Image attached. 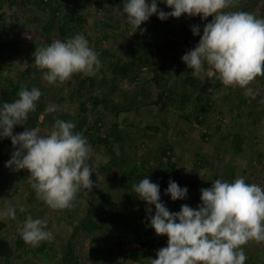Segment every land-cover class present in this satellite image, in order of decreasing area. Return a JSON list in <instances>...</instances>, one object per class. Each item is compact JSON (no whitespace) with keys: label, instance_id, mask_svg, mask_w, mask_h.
<instances>
[{"label":"trees","instance_id":"obj_1","mask_svg":"<svg viewBox=\"0 0 264 264\" xmlns=\"http://www.w3.org/2000/svg\"><path fill=\"white\" fill-rule=\"evenodd\" d=\"M105 2L107 6L103 5ZM90 5L104 11L102 17L94 16L92 23V12L88 10ZM236 5V11L264 17L261 0H242ZM197 16H188V25L175 40L171 35L176 31L179 19L171 24L169 19L161 20L153 14L136 30L130 26L134 37L128 38L130 41L121 46L122 50L126 49L124 54L116 55L112 48L92 47V44H97L89 33V27L94 24L98 30L104 29L101 36L104 39L126 31L123 26L128 22L122 0H0V104L17 99L22 88L37 87L42 93L35 110L29 112L23 125L14 126L13 134L25 128L38 127L40 134L45 135L56 119L74 122V131L87 138L91 151L102 149L108 156V160L99 161L98 166L102 173L115 174L114 185L120 189L114 203L113 193L105 191L99 208L89 210L84 219L72 225L71 235L60 247L42 241L35 249H28L29 244L24 242L19 231L14 241L4 234L9 223L0 219V264H43L26 254L47 260L48 264H85L89 259L93 264H117L114 255L122 258L118 264H125L130 256H136L143 264H150V259L156 258L157 250L167 245L168 236L157 234L151 227L147 212L149 205L132 191L133 183L150 178L160 185L161 201L168 209L179 211L182 204L196 208L201 203L200 190L210 187L213 180L231 182L238 177L235 161L243 152L248 138L241 127L226 134V128L220 122L213 129L214 135L205 131L203 140L212 144L214 154L211 157L208 151L194 152L188 169L181 163L175 144L166 138L172 121L177 123L182 119L197 128L210 127L212 116L221 107L215 99L216 88L224 90L225 100L227 103L231 101L232 111L239 116L245 111L251 117L261 119V109L264 111L263 95L249 96L238 89L235 90L237 97L230 99L232 92L229 86L216 79L215 70L211 75L194 74L181 60L186 51L195 47L191 26L200 25ZM34 31H41V35L46 36L41 45L22 44ZM109 31L112 34L109 35ZM189 33L191 35L187 36ZM75 34L86 37L89 46L98 54L100 67L91 75L74 73L67 80L69 91L64 90L53 103L57 106L56 111L46 112V106L51 103L48 90L41 88L44 70L34 64L32 54L36 47H45L57 39L66 40ZM258 78L264 80V74ZM155 84L158 86L157 99L153 98L151 89ZM74 103L76 108L69 107ZM154 105L157 106L156 115L151 124L142 129V136L148 131L147 137L157 142L150 153L141 154L135 135L129 130L136 123L133 113ZM66 106L71 110H64ZM192 116L196 122L192 121ZM233 122H237L236 117ZM43 131L46 132L43 134ZM159 131L163 140L158 135ZM227 142L229 149L225 151H231L229 153L221 148ZM196 149H202V146L197 145ZM13 151L10 138L0 139V186L4 183V175L13 178L18 173H29L27 169L13 171L5 166ZM254 153L257 155L256 163L264 164V151L256 148ZM222 155L226 158L223 159ZM90 161L96 162L93 156ZM207 169L212 173L201 175V171ZM93 176L90 179L94 184L97 177ZM170 178L182 187L187 186L184 199L173 201L170 195L165 194ZM29 189V200L34 203L39 198L32 186ZM88 191L81 189L75 199L87 197ZM40 203L44 204L43 200ZM44 207L33 215V219L45 214L47 208ZM151 208V214H154L155 206L151 205ZM24 214L23 217L16 214L12 222L17 218L25 220ZM83 233L88 235L91 245L87 255L79 251L78 236ZM245 255L249 260H245V264L263 261L260 257L253 259Z\"/></svg>","mask_w":264,"mask_h":264},{"label":"clouds","instance_id":"obj_2","mask_svg":"<svg viewBox=\"0 0 264 264\" xmlns=\"http://www.w3.org/2000/svg\"><path fill=\"white\" fill-rule=\"evenodd\" d=\"M122 2L127 22L135 30L153 14L161 20L182 14L199 15L201 20L212 16L202 35L199 25L191 26L200 39L181 60L194 74L204 71L207 64L224 86L239 85L246 95H255L246 86L264 74V17L227 10L238 0H159L171 11L159 8L158 0ZM32 55L49 84L63 83L74 73L91 75L100 67L98 54L83 34L36 47ZM41 95L37 87L22 88L17 99L0 104V139L10 138L14 148L5 166L13 171L27 169L37 197L52 209H65L72 206L81 189L91 191L93 187L90 176L95 167L88 163L92 151L87 138L74 131L72 121L56 119L45 135L38 127L13 134L14 126L23 125L29 112L35 110ZM56 107L49 104L45 111L54 112ZM131 188L149 205L151 227L168 236L167 245L157 250L150 264H245L247 257L241 246L250 240L264 242V187L246 183L243 176L231 182L213 180L210 187L200 190L201 203L196 208L182 204L179 211L168 209L161 201L160 185L148 177ZM164 191L175 201L184 199L188 189L170 178ZM151 205L155 206L154 214ZM0 215L15 219L16 210L8 207ZM46 224V220L28 216L19 229L21 238L33 246L52 239Z\"/></svg>","mask_w":264,"mask_h":264},{"label":"rangeland","instance_id":"obj_3","mask_svg":"<svg viewBox=\"0 0 264 264\" xmlns=\"http://www.w3.org/2000/svg\"><path fill=\"white\" fill-rule=\"evenodd\" d=\"M81 2H84V0H80ZM238 2H242V0H238ZM159 0H158V7H159ZM108 3H104V6H107ZM102 8V7H101ZM160 8L164 11H171V9L166 6L163 3H160ZM237 5H235L234 8L227 9L230 11H236ZM88 10L92 12L91 20L94 16L102 17L104 14L103 10L97 9V6L94 7L93 5L88 6ZM117 17V16H115ZM118 18V17H117ZM197 18L200 21V34H203V27L204 25L211 21L212 16H209L206 20H201L200 16L198 15ZM170 23L176 22L177 28L176 31L171 35L175 40L178 39V37L182 34V31L186 25L189 23V17L186 14H182L181 17H169ZM119 21V18L116 19ZM130 25L129 23L124 24V31L123 33H119L118 35H113V37H109L107 39L101 38V36L104 34V29H99L92 24L89 27V33L94 38L95 41L94 45L92 44V47L96 48H112L113 52L116 55H123L125 50L121 49V46L126 45L131 39L133 38V34L130 31ZM126 33L127 35H125ZM41 31H34L30 32V34L27 36L25 40H23L22 44H28V45H41L42 40L46 38V36L41 35ZM109 35L112 34L111 31L108 33ZM125 35V37H124ZM191 35L189 33L187 36ZM192 37L194 38L193 42L194 45H196L200 39L199 35H194L192 32ZM97 41V42H96ZM0 56V61H1ZM204 71L201 73L203 75H211L213 70L209 69V66L207 64L204 65ZM211 71V74L209 72ZM200 73V74H201ZM145 74V73H144ZM149 77V75H148ZM68 80V79H67ZM65 81L60 84H49L45 80L41 81V88L44 90H48L49 92V101L51 104L55 103L56 100H58L59 96H61L66 90L69 91L68 81ZM248 88H251L253 92L257 95H263L264 96V80H260L258 78V75L246 86ZM129 88H132L129 86ZM230 88V99L236 98V92L235 90L241 89L243 92L245 90L241 88L239 85H231ZM152 93L153 98L157 99L158 97V86H152ZM216 95L215 99L217 100L218 104H220L219 110L212 116V120H210V127L208 125H204L203 127L197 128L192 123H186L182 119H180L177 123L176 122H170L171 127L166 132V138H169L172 143L175 144L177 147V153L179 154V157L181 158V163L183 164L184 168L188 169L191 167L192 164V157L194 152H206L208 151L211 157L213 156L214 149L212 148V144L205 143L203 140V133L205 131H210L214 135L213 129L216 127L218 123H222L223 127L226 128V134L234 129L242 128L243 131L246 133V136L248 138L246 139V146L241 152L236 161L235 164L237 166V174L239 176L245 177L246 182L250 183H257L261 187H264V164L262 162L256 163V153H254V150L256 148L260 149L261 151H264V111L261 109V119H258L256 117H251L247 112H243L242 116L237 115L238 113L235 111H232L231 101L227 103L226 93L223 89L216 88ZM227 99V98H226ZM259 105V104H258ZM260 106V105H259ZM69 107H74V104H71ZM156 105L149 106L146 108L141 109L139 112H134V119L135 124L130 127V131L133 132L135 135V140L140 146V153H150L152 146L155 144L154 140H150L147 137V133L143 132L145 135L142 136V129L146 126V124H151V121L154 120V116L156 115ZM64 110H71L68 108V106L64 107ZM237 118V122H233V118ZM193 122L195 121L194 116L191 117ZM46 131H43V134ZM161 131H159L158 135L161 137V140H163V134L161 135ZM47 134V133H45ZM157 136V137H159ZM159 137V138H160ZM215 139V138H214ZM217 143V142H216ZM197 145H201L202 149H196ZM222 151L227 148L229 149V142L226 144L221 145ZM226 152V151H225ZM231 151H227L226 153H229ZM204 155H206L204 153ZM92 156L95 158V161H90L91 157L88 161L90 166H94L95 169L92 171L91 176L97 177V181L94 182L93 187L91 191H88L87 197H80L77 199H74L72 201V206L65 208V209H52L49 206H47L45 203L41 204V199H38L37 201H34V203H31L29 200V191L30 187L33 183L29 179L30 173L24 172L19 175L15 174V177H6L4 175L2 177L4 183L0 186V213H3L8 207H13L16 210V214L22 215L23 212L25 220L28 216H31L33 218V215H36L45 208V214H41L40 219L46 220V230H49L52 232L53 237L50 240H45L48 245L50 246H56L60 247L62 243L68 238L72 233V225L77 224L82 219H84L89 210L91 209H97L99 206L103 203V194L105 191L109 190L113 193L112 203L117 201L118 194L120 189L114 185V177L115 174H105L102 173L101 169L98 166L99 161H106L108 160V156H105L102 149H93L92 150ZM223 156V155H222ZM232 156V153L230 154ZM229 157V156H228ZM227 157V158H228ZM226 156H223V159H225ZM221 165V164H220ZM223 167V166H222ZM261 171H263L261 173ZM212 171L210 169L201 171V175L208 176ZM261 174V175H260ZM260 175V178L257 179V177ZM6 180V181H5ZM112 205V204H111ZM73 216V217H71ZM0 219L5 220L9 223V225L4 230V234L10 238L12 241L16 239V233L19 231L21 226L23 225L24 221L22 218H17L15 222H12V218H9L7 216L0 215ZM12 222V223H11ZM79 238V251L83 254H89V249L91 247L89 243V238L86 233H83L78 236ZM129 245H133L132 243H129ZM135 245V244H134ZM244 249L245 254L250 255V258L257 259L258 257L262 258V262L258 264H264V242H257L254 240L248 241L246 244L241 246ZM35 249V246L29 244L28 249ZM26 256H29L30 258H33L37 261L42 262L43 264H48L47 260H43L42 258L38 256H34L31 254H26ZM115 262L118 264L122 258L120 256L114 255ZM246 261H249L246 259ZM85 264H93L92 260L89 259ZM125 264H143V261L138 259L136 256H130Z\"/></svg>","mask_w":264,"mask_h":264}]
</instances>
